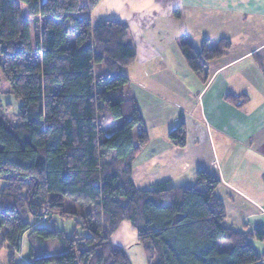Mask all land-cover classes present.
<instances>
[{
    "label": "trees",
    "instance_id": "16d2710c",
    "mask_svg": "<svg viewBox=\"0 0 264 264\" xmlns=\"http://www.w3.org/2000/svg\"><path fill=\"white\" fill-rule=\"evenodd\" d=\"M84 1L0 0V69L21 101L17 115L0 110V257L6 249L8 264H18L28 237L22 264H131L113 243L127 222L149 264H264L250 243H264V229L246 234L225 225L214 175L198 172L191 188L136 187L133 163L148 137L137 104L126 97L124 69L136 58L130 28L117 20L94 24L103 0ZM230 46L205 43L199 51L181 42L190 69L206 77L208 64ZM112 122L120 126L108 136ZM170 141L186 147L184 124ZM67 198L91 210L67 211ZM61 216L74 223L71 232L53 226ZM49 241L61 250L37 255L34 244Z\"/></svg>",
    "mask_w": 264,
    "mask_h": 264
},
{
    "label": "crops",
    "instance_id": "0c3cea01",
    "mask_svg": "<svg viewBox=\"0 0 264 264\" xmlns=\"http://www.w3.org/2000/svg\"><path fill=\"white\" fill-rule=\"evenodd\" d=\"M92 18L130 28L136 58L125 68L126 97L137 104L149 134L133 167L136 187L168 182L191 188L197 173L206 171L220 180L216 196L225 225L246 234L264 229V0H103ZM182 39L199 51L205 43L231 46L208 64L206 77L190 69ZM181 124L184 148L170 141ZM113 241L131 264H147L129 223ZM250 243L264 253V243Z\"/></svg>",
    "mask_w": 264,
    "mask_h": 264
},
{
    "label": "rangeland",
    "instance_id": "374dc122",
    "mask_svg": "<svg viewBox=\"0 0 264 264\" xmlns=\"http://www.w3.org/2000/svg\"><path fill=\"white\" fill-rule=\"evenodd\" d=\"M40 1H41V3H44L46 0H40ZM81 2H82V4L86 3L84 0H81ZM126 69H124L125 73L127 71ZM20 107H21V101L18 100L16 98V96L12 93L9 83L4 78L2 71L0 69V110H3L5 112L9 111V114H11V115H17L19 113ZM109 125H110V123H108V125H106L108 127L105 130V133L108 136L113 133V131L116 127L120 126V123L119 122L118 123L113 122V124H111L110 126ZM138 129L139 128H137L134 131L136 139L140 133V129H139V132L137 131ZM146 132H147V137H148V142H149V134H148L147 129H146ZM143 150L141 151V153L143 152ZM139 155L137 156V158L139 157ZM137 158L135 159V161L133 163V167H134V164H135ZM4 185H5L4 182L0 180V192L3 189ZM65 210L71 211V212L82 213L85 215L91 210V208L90 207H82V206L76 204L72 199L67 198V199H65ZM67 219H69V218L64 219L62 216L61 217H53V219H52L53 226L56 227L58 230H64L67 233L71 232L74 228V226H73L74 223L71 220H67ZM45 226H50V225H49V223H46ZM118 230H119V228H118ZM113 243H114V241H113ZM137 243H138V238H137ZM34 246L36 247L35 252L37 255H52V254L57 253L59 250H61L60 245L55 241L46 242L43 247L38 246V244H34ZM29 250H30L29 239H28V237H25L23 240L21 252H20V254L17 255V263L18 264H22L23 262L26 261V259L28 258ZM145 255H146V253H145ZM146 259H147V264H149L147 255H146ZM0 264H8V251L6 249L3 250L1 253Z\"/></svg>",
    "mask_w": 264,
    "mask_h": 264
}]
</instances>
